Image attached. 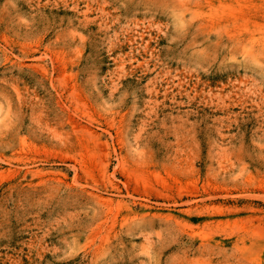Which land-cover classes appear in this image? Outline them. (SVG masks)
Segmentation results:
<instances>
[{
	"label": "rangeland",
	"instance_id": "1",
	"mask_svg": "<svg viewBox=\"0 0 264 264\" xmlns=\"http://www.w3.org/2000/svg\"><path fill=\"white\" fill-rule=\"evenodd\" d=\"M0 264H264V0H0Z\"/></svg>",
	"mask_w": 264,
	"mask_h": 264
}]
</instances>
